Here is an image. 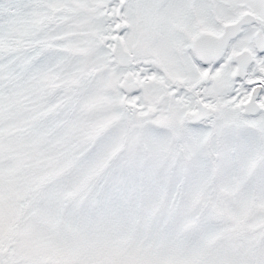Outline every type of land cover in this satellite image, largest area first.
Wrapping results in <instances>:
<instances>
[{
  "label": "snow or ice",
  "instance_id": "snow-or-ice-1",
  "mask_svg": "<svg viewBox=\"0 0 264 264\" xmlns=\"http://www.w3.org/2000/svg\"><path fill=\"white\" fill-rule=\"evenodd\" d=\"M0 264H264V0H0Z\"/></svg>",
  "mask_w": 264,
  "mask_h": 264
}]
</instances>
